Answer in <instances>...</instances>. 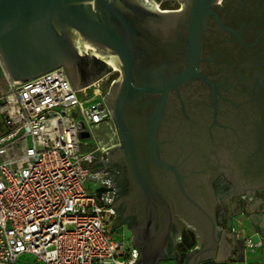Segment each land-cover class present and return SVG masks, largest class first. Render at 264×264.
Listing matches in <instances>:
<instances>
[{
    "label": "water",
    "instance_id": "1",
    "mask_svg": "<svg viewBox=\"0 0 264 264\" xmlns=\"http://www.w3.org/2000/svg\"><path fill=\"white\" fill-rule=\"evenodd\" d=\"M180 1L0 0L14 82L63 67L80 89L109 72L105 60L120 69L105 94L120 144L104 162L141 252L133 264L172 258L183 228L196 235L194 264L229 263L241 245L233 215L218 219L215 182L249 195L247 213L264 188V0ZM251 216L264 255V214Z\"/></svg>",
    "mask_w": 264,
    "mask_h": 264
},
{
    "label": "built area",
    "instance_id": "2",
    "mask_svg": "<svg viewBox=\"0 0 264 264\" xmlns=\"http://www.w3.org/2000/svg\"><path fill=\"white\" fill-rule=\"evenodd\" d=\"M110 77L75 89L59 67L14 82L0 52V264H28L25 254L43 264L138 262L140 250L110 218L104 160L120 144L105 99ZM232 234L241 245L232 261L263 249L262 237L235 226Z\"/></svg>",
    "mask_w": 264,
    "mask_h": 264
},
{
    "label": "flooded vegetation",
    "instance_id": "3",
    "mask_svg": "<svg viewBox=\"0 0 264 264\" xmlns=\"http://www.w3.org/2000/svg\"><path fill=\"white\" fill-rule=\"evenodd\" d=\"M161 6V8L158 7ZM154 6L161 11H179L183 9V4L180 0H160ZM106 63L111 65V69L107 74H111L110 79L106 83L105 92L110 91L111 86L118 80L120 76V69L113 67L111 61L105 60ZM106 74V75H107ZM215 189L219 197L217 216L222 224L228 222V216L230 215L227 210H225L224 205H240L241 199L237 196H230L229 193L232 190V184L224 178H219L215 182ZM227 194V195H226ZM256 198L264 203V188L256 189L254 191ZM230 197V198H229ZM229 198V199H228ZM116 200L113 202V207L115 209L114 214L110 215L113 226H126L132 232V242H133V231L130 229L129 225L125 221L123 214L116 208ZM116 205V206H115ZM197 246L196 235L193 231L187 228H183L181 231V236L176 244L174 256L168 260H163L161 262L167 264H194L192 262L193 254L192 250Z\"/></svg>",
    "mask_w": 264,
    "mask_h": 264
},
{
    "label": "crops",
    "instance_id": "4",
    "mask_svg": "<svg viewBox=\"0 0 264 264\" xmlns=\"http://www.w3.org/2000/svg\"><path fill=\"white\" fill-rule=\"evenodd\" d=\"M247 197H249V195L240 197V199H241L240 205H224V207H225V210H227L226 212L233 215V226H235L239 230H244L246 235L252 236L254 238V237H258V235L256 233V228L254 227V225L251 221V219H253L251 214L254 213L255 217L257 219H260L262 222L263 221V214H264V210H263L264 207L261 208V204H264V203L261 202L259 204V212L253 211L251 213H247L244 211V207H245L244 198H247ZM259 213L261 215V218H259L257 216V214H259ZM263 259H264L263 250H258L255 253H249L247 255V261L246 262L240 258L237 261L233 260L227 264H230V263H234V264H263ZM160 264H164V262H161ZM165 264H167V263H165Z\"/></svg>",
    "mask_w": 264,
    "mask_h": 264
},
{
    "label": "rangeland",
    "instance_id": "5",
    "mask_svg": "<svg viewBox=\"0 0 264 264\" xmlns=\"http://www.w3.org/2000/svg\"><path fill=\"white\" fill-rule=\"evenodd\" d=\"M153 5L156 4L152 0H149ZM114 230L118 234H125L128 238L129 243H132V232L126 227V226H113ZM258 237H254V240H257ZM21 262L28 263V264H43V263H37L33 257H31L28 254H25L21 257ZM165 264V263H164ZM234 264V263H230Z\"/></svg>",
    "mask_w": 264,
    "mask_h": 264
},
{
    "label": "bare ground",
    "instance_id": "6",
    "mask_svg": "<svg viewBox=\"0 0 264 264\" xmlns=\"http://www.w3.org/2000/svg\"><path fill=\"white\" fill-rule=\"evenodd\" d=\"M117 68V67H116Z\"/></svg>",
    "mask_w": 264,
    "mask_h": 264
}]
</instances>
